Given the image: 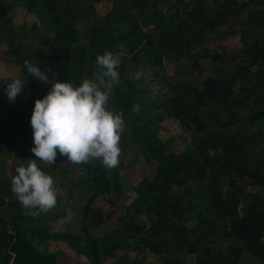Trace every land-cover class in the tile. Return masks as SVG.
<instances>
[{"label":"trees","instance_id":"1","mask_svg":"<svg viewBox=\"0 0 264 264\" xmlns=\"http://www.w3.org/2000/svg\"><path fill=\"white\" fill-rule=\"evenodd\" d=\"M14 11L28 15L29 24L14 27ZM228 18L234 27L220 29ZM1 33L5 57L25 79L14 102L0 81L1 141L15 148L19 135L32 134L34 102L48 93L50 80L79 86L106 51L121 56L108 106L122 112L124 127L115 168L98 160L73 164L59 153L50 164L58 191L67 177L85 196L67 219L69 187L67 200L46 213L16 211L28 222L12 225L14 231L0 196V264H264V0H0ZM234 35L239 49L205 44ZM198 44L200 57L214 65L211 74L202 75L205 67L193 57ZM26 60L48 83L28 75ZM169 62L186 74L196 71L195 84L170 79ZM167 119L178 122L180 133L162 138ZM150 156L148 174L130 185L136 197L120 207L126 198L120 170ZM97 199L123 211L115 222ZM63 217L67 227L54 229Z\"/></svg>","mask_w":264,"mask_h":264},{"label":"clouds","instance_id":"2","mask_svg":"<svg viewBox=\"0 0 264 264\" xmlns=\"http://www.w3.org/2000/svg\"><path fill=\"white\" fill-rule=\"evenodd\" d=\"M28 75L40 82L48 83V77L38 66L24 62ZM120 54L104 52L97 55V70L91 78L82 79L79 86L71 82H52L50 91L34 102L30 117L34 147L30 151L35 159L27 166L16 168L11 190L26 210L36 209L30 214L48 212L56 205L58 189L51 175L37 166V160L55 163L57 153L73 164H86L98 160L103 166L115 168L119 164L120 131L124 127L123 114L109 108L115 85L119 84L117 68ZM4 92L9 102H14L21 93L25 79L10 78ZM140 111L139 105L133 112Z\"/></svg>","mask_w":264,"mask_h":264},{"label":"rangeland","instance_id":"3","mask_svg":"<svg viewBox=\"0 0 264 264\" xmlns=\"http://www.w3.org/2000/svg\"><path fill=\"white\" fill-rule=\"evenodd\" d=\"M22 23L24 24H29V16L20 13L19 11H14L12 13V25L14 27H18L20 26ZM229 27H234V23L232 18H228L226 20V22H224L221 25L220 29L226 30L229 29ZM26 31H29L28 29H25ZM25 33V31L23 32ZM26 38L29 39L26 35ZM205 44L207 46L210 47H215L216 45L219 46H227V48L229 49H239L240 47V40H239V36L238 35H234V36H228L227 38H225L223 41H219L213 38H208L205 42ZM8 40L6 38V36L4 34H0V78H4V80H6L7 83H10L11 80L10 78H18L19 79V66L13 62L12 60L8 59L5 57V53L6 50L8 49ZM202 51H201V45L198 44L193 48V54H194V58H198V62L201 63L202 65H204L205 69L202 72V75H208L214 72V65L207 59V58H202L200 57ZM183 66L181 64H177V63H173V62H169V63H165V71L166 74L169 76L170 79H174V80H179L178 78L184 79L188 82L194 83L195 84V78L197 77L196 71L194 72V70H189V74H186L183 72ZM188 73V71H187ZM138 76V73L134 76V78H136ZM197 79V78H196ZM50 82H53V80L51 79ZM23 89L24 86L21 90V93L17 95V98H21L23 95ZM50 91V89H49ZM48 91V92H49ZM238 96V94H237ZM245 112V111H243ZM4 115L2 113H0V125H3V117ZM246 118H248V116H245ZM264 131V125L263 128L261 129ZM180 133V126L178 124L177 121L175 120H171V119H167L162 123V128L159 132V135L162 138H167L169 135H176ZM18 141H17V146L15 148H12L9 143L7 142H3L0 140V163L2 165V168L0 166V180H2V183L0 185H2L0 187V196L3 195L5 198H7L8 202H7V208L5 210H3V215L6 218V225L9 227L8 229L13 230L12 225H16V224H25L28 221L22 217H16L14 215V213H16V211H18L19 209L23 208L22 205L19 203L18 199L16 198L15 194L12 192L11 190V181H12V177L14 176V174L12 173L13 168L16 166V164H21V163H28L29 159H35V156L33 155V153L30 151V149L32 147H34L33 144V139H32V134L26 132L23 133L21 135H19L18 137ZM14 138H12L13 141ZM6 141V140H5ZM264 146V140L262 142V144ZM17 148V149H16ZM16 149V150H15ZM15 150V151H14ZM19 153H15L18 152ZM151 160H153V157L150 156L147 159H141V157L139 158V160L136 162L134 167H129V168H125V169H121L120 172V176L123 182V187L126 190V198L123 199L121 202H119L117 205H119L120 207H125L127 205H129V203L132 202V199H134L136 196L134 194L133 191L130 190V185L131 184H135L139 178L142 175H147L148 174V169L145 168L146 165L144 163H150L152 162ZM39 161V160H37ZM40 164H43V162L39 161ZM46 174L49 175H53L52 172V168L50 164H46L45 166H43V170ZM63 176V175H62ZM60 179V178H59ZM70 188L71 190V197L69 198V203L71 204V206H68V214L66 216V219L68 218V216H70L71 214L73 215V213L75 212V209H77L80 205V203H82L85 200V196H82L81 198L79 197V189L74 186V182H71L68 180L67 177H64L63 182H62V186L59 188L58 191V195L56 198V201L60 200L62 203L65 202V200H67V196H66V190L67 188ZM254 189V186H249L247 187L248 191H251ZM259 190H261V187L258 188ZM85 195V194H84ZM96 207H101V211L106 214H109V221L110 222H115L117 220V218L119 217V215L123 212L121 209H115L110 210L108 208V206L106 205H102V202L100 201V199L96 200L95 203ZM25 214V213H23ZM16 217V218H15ZM31 219V218H30ZM66 219L65 217H63L62 219L60 218L57 222L54 223L53 228L54 229H62L67 227L66 225ZM62 247L66 248V250L68 249L67 247L61 245ZM134 253H130V255L132 256ZM181 258H183L186 262L192 261L193 257L191 255H181ZM149 262H152L155 259V256L153 254H149L146 258ZM111 259L105 261L104 263H108ZM73 264H75L72 261Z\"/></svg>","mask_w":264,"mask_h":264}]
</instances>
